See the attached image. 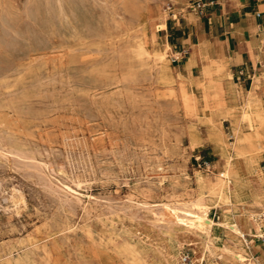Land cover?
<instances>
[{
	"label": "rangeland",
	"instance_id": "obj_1",
	"mask_svg": "<svg viewBox=\"0 0 264 264\" xmlns=\"http://www.w3.org/2000/svg\"><path fill=\"white\" fill-rule=\"evenodd\" d=\"M149 5L158 25L174 15L171 0H0V257L146 264L161 224L152 208L188 202L195 186L179 184L195 172L219 188L215 150L176 141L181 109H166L130 50ZM191 236L177 238L190 259Z\"/></svg>",
	"mask_w": 264,
	"mask_h": 264
},
{
	"label": "bare ground",
	"instance_id": "obj_2",
	"mask_svg": "<svg viewBox=\"0 0 264 264\" xmlns=\"http://www.w3.org/2000/svg\"><path fill=\"white\" fill-rule=\"evenodd\" d=\"M171 1L174 16L184 14L190 23L186 1ZM226 1L229 12H239L240 25L252 27L253 16L243 11L241 0ZM150 6L140 12L134 22L130 50L138 64L163 86L160 97L164 99L166 109H181L180 117L176 118L181 122L176 141L184 135L192 148L199 145L204 136L219 157L216 167L220 170L221 180L216 190L199 172L192 177L184 176V181L179 184L181 187L190 182L195 186L188 202L182 206L163 204L160 209L164 214L154 212L152 208V214L161 224L156 226L158 243L146 253L144 260L146 264H183L179 261L183 244L177 239L182 232L196 239L193 245L191 243L193 256L190 263L185 264H264L261 242L256 241L264 239V175L260 168L264 158V107L255 90L242 93L239 88L232 87L227 94L224 82L230 80L229 62L207 42L200 41L186 56L187 74L175 72L171 66L172 56L168 53L169 45L163 38L155 37L157 29L164 25L151 20ZM255 41L252 49L258 69L254 84L264 88V68H260L264 32L259 33ZM157 43L160 49L155 51L153 46ZM176 57L180 59V55ZM192 67L198 70L196 78L190 76ZM224 121L229 123V133L225 132ZM211 174L215 176V173ZM170 209L174 210L173 219L163 218L168 217L165 211ZM246 235L252 238L250 242ZM137 254L143 255L139 251ZM0 264H33L31 251H11L0 257Z\"/></svg>",
	"mask_w": 264,
	"mask_h": 264
},
{
	"label": "crops",
	"instance_id": "obj_3",
	"mask_svg": "<svg viewBox=\"0 0 264 264\" xmlns=\"http://www.w3.org/2000/svg\"><path fill=\"white\" fill-rule=\"evenodd\" d=\"M205 1L207 6L201 14L195 15L187 11L190 23L186 21L184 14H179L177 17L172 15L170 21L164 25L165 28H161L159 39L164 38L170 47L172 57L180 55L177 62H171L172 68H175V72L187 74L184 67L186 56L193 51L194 46L199 45L200 41L207 42L212 50L229 62L231 81L224 82L226 92L232 87L239 88L242 93L255 90L264 107V88L255 87L254 84L258 64L252 49V45L256 44L257 35L264 32V0H241L243 11L253 16L252 27L240 25L239 12L237 10L229 12V3L226 0ZM261 56L260 68L262 69L264 53ZM198 75L197 68L192 67L190 76L196 78ZM203 142L211 147L204 136H202L201 144ZM261 168L264 170L262 161ZM246 239L251 238L246 235ZM259 242H261L260 252L264 254V239H259ZM256 256L258 257L259 254Z\"/></svg>",
	"mask_w": 264,
	"mask_h": 264
},
{
	"label": "built area",
	"instance_id": "obj_4",
	"mask_svg": "<svg viewBox=\"0 0 264 264\" xmlns=\"http://www.w3.org/2000/svg\"><path fill=\"white\" fill-rule=\"evenodd\" d=\"M206 6H207V3L205 0H189V9L197 10V12L199 14H201L203 12V10ZM160 31H161V29H160ZM177 61H178V58L176 56H173L171 58L172 63L177 62ZM201 164H202L204 169H208L210 167V162H208V161H203ZM181 262L183 264L190 263V258L188 257V255H182Z\"/></svg>",
	"mask_w": 264,
	"mask_h": 264
}]
</instances>
